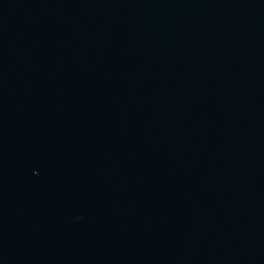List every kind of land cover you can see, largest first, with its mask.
Returning <instances> with one entry per match:
<instances>
[{
    "label": "water",
    "instance_id": "95a60500",
    "mask_svg": "<svg viewBox=\"0 0 264 264\" xmlns=\"http://www.w3.org/2000/svg\"><path fill=\"white\" fill-rule=\"evenodd\" d=\"M0 264H264V0H0Z\"/></svg>",
    "mask_w": 264,
    "mask_h": 264
}]
</instances>
